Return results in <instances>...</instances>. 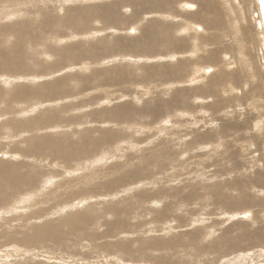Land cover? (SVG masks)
Instances as JSON below:
<instances>
[{
    "label": "rangeland",
    "instance_id": "rangeland-1",
    "mask_svg": "<svg viewBox=\"0 0 264 264\" xmlns=\"http://www.w3.org/2000/svg\"><path fill=\"white\" fill-rule=\"evenodd\" d=\"M207 1L0 0V264H264L259 2Z\"/></svg>",
    "mask_w": 264,
    "mask_h": 264
},
{
    "label": "bare ground",
    "instance_id": "bare-ground-1",
    "mask_svg": "<svg viewBox=\"0 0 264 264\" xmlns=\"http://www.w3.org/2000/svg\"><path fill=\"white\" fill-rule=\"evenodd\" d=\"M208 1H209V0H208ZM208 1H207V2H208ZM202 2H203V0H202ZM207 2H206V3H207ZM258 2H259V0H258ZM209 3H210V2H209ZM206 5H207V4L204 5V3H203V4H202V7L205 9V6H206ZM208 5H209V4H208ZM187 8H188V9H192V6L188 5ZM197 8H198V7H197ZM203 8H202V9H203ZM208 8H210V6H209ZM208 8H207V9H208ZM201 11H202V10H200L199 12H201ZM259 11H260V8H259ZM199 12H198V17H199V19L201 20V16H203V17L205 18V15H201ZM203 12H204V11H203ZM203 12H202V14H203ZM206 12H207V11H206ZM208 12H209V11H208ZM208 12H207V13H208ZM204 13H205V12H204ZM260 15H261V12H260ZM206 17H207V16H206ZM204 18H203V19H204ZM261 19H262V15H261ZM211 22H212V20H211ZM217 23H218V22H217ZM262 23H263V20H262ZM204 24H205V23H204ZM213 25H214V23H213ZM215 25H216V24H215ZM215 25H214V26H215ZM217 25H218V24H217ZM217 25H216V27H217ZM213 28H214V27H213ZM197 29H200V27H199V26H196V30H197ZM248 32H249V31H248ZM213 59H214V58H213ZM113 72H114V71H112V73H113ZM110 74H111V72H110ZM113 75H115V72H114ZM113 75H111V77H114ZM117 75H118V74H117ZM14 185H15V184H14ZM12 186H13V185H12ZM18 186H19V184H18ZM16 187H17V186H16ZM79 216H80V215H79ZM73 217L75 218V216H73ZM77 218H78V217H77ZM70 220H71V219H70ZM83 224H84V223H83ZM46 228H47V227H46ZM37 229H38V228H37ZM41 230H42V229H41ZM39 231H40V230H39ZM42 231H43V230H42ZM37 233H39V232H37ZM45 233H47V232H45ZM45 233H44V234H45ZM41 234H43V233L41 232ZM41 234H40V235H41Z\"/></svg>",
    "mask_w": 264,
    "mask_h": 264
},
{
    "label": "water",
    "instance_id": "water-1",
    "mask_svg": "<svg viewBox=\"0 0 264 264\" xmlns=\"http://www.w3.org/2000/svg\"><path fill=\"white\" fill-rule=\"evenodd\" d=\"M259 8L262 15L263 26H264V0H259Z\"/></svg>",
    "mask_w": 264,
    "mask_h": 264
},
{
    "label": "crops",
    "instance_id": "crops-1",
    "mask_svg": "<svg viewBox=\"0 0 264 264\" xmlns=\"http://www.w3.org/2000/svg\"><path fill=\"white\" fill-rule=\"evenodd\" d=\"M187 5H190V4H187ZM190 6H192V9L194 8V6L193 5H190ZM192 9H189V10H192ZM201 29V28H200Z\"/></svg>",
    "mask_w": 264,
    "mask_h": 264
}]
</instances>
